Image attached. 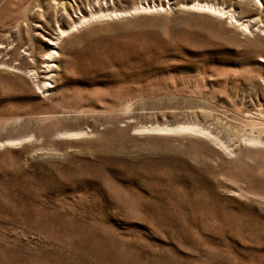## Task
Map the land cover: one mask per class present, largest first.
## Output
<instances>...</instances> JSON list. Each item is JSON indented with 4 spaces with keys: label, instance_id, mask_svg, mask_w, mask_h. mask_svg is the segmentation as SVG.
Here are the masks:
<instances>
[{
    "label": "rangeland",
    "instance_id": "1",
    "mask_svg": "<svg viewBox=\"0 0 264 264\" xmlns=\"http://www.w3.org/2000/svg\"><path fill=\"white\" fill-rule=\"evenodd\" d=\"M0 264H264V0H0Z\"/></svg>",
    "mask_w": 264,
    "mask_h": 264
},
{
    "label": "bare ground",
    "instance_id": "2",
    "mask_svg": "<svg viewBox=\"0 0 264 264\" xmlns=\"http://www.w3.org/2000/svg\"><path fill=\"white\" fill-rule=\"evenodd\" d=\"M199 8L201 9H204V10H208L210 12H213V13H216V14H221V15H230V19L232 20L231 22L234 23V24H237V26L241 27V29L243 28L244 30H248V26L247 24H244V23H241L239 24V22L235 19V17L230 14L229 12H225L224 10L220 9V8H217V7H213V6H210V5H204V6H198ZM116 16H118V14H115ZM87 17H83L81 19V21L79 20L77 22V24H80L82 21L86 20ZM76 24V23H75ZM77 24L75 26H77ZM64 35H66V32H60V35L57 37V38H52V39H49L48 41V46H50V53L47 55L48 57L46 58L45 57V61H44V69L45 71L48 73V72H51L52 69L54 68V66H52V61H53V56L56 54L54 52V49L56 48L57 44H58V41L60 38H62ZM49 76V75H48ZM52 78V77H51ZM50 79V78H49ZM45 81V80H44ZM44 86L42 87L43 89L47 90L48 88H50V86H48L46 83L43 84ZM190 127V126H189ZM167 127H165L166 129ZM146 129V128H145ZM148 129V128H147ZM165 129L163 131H165ZM178 129V128H177ZM185 130H191L193 131V129L191 128H183ZM176 130V129H175ZM181 130H182V126H181ZM180 130V131H181ZM155 131V130H153ZM157 132V131H156ZM172 132V131H171ZM175 132V131H174ZM74 135H77V134H74Z\"/></svg>",
    "mask_w": 264,
    "mask_h": 264
}]
</instances>
